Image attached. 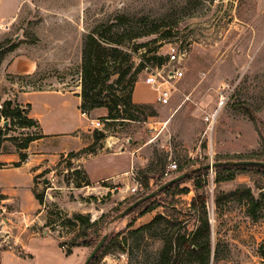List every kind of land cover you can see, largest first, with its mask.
<instances>
[{"label":"rangeland","instance_id":"1","mask_svg":"<svg viewBox=\"0 0 264 264\" xmlns=\"http://www.w3.org/2000/svg\"><path fill=\"white\" fill-rule=\"evenodd\" d=\"M10 13L16 17L8 24L0 17L1 49L6 51L15 43L18 53L36 54L35 86L68 93L43 92L33 99L37 110L59 113L53 119L48 115L46 126L51 127L45 128V134L51 136L38 145L39 150L58 154L56 162L35 177L33 190L42 197L35 230L40 235L45 230L49 236L28 244L35 260L24 257L18 247L1 243L0 252L13 250L0 257L3 264H84L104 235L105 242L118 235L121 245L112 248L98 264H158L165 235L172 230L176 235H188L197 225L190 210L193 180L185 177L179 181L181 187L190 189L188 194L173 197L159 192L158 206L151 212L141 216L144 205L140 204L113 220L116 215L161 183L184 172L191 175L197 167L215 162L216 157L264 159V0H0V16ZM104 23L115 25L105 33V39L139 35L124 48L130 57L122 69L133 65L125 81L140 62L143 66L160 63L170 44L184 50L186 58L183 77L168 105L155 101L154 91L144 83L142 69L136 73L141 84L134 96L152 102L136 103L146 106L133 112L140 120H104L107 109H94L86 116L103 123L97 129L81 117L75 94L81 92L86 38ZM117 77L113 74L109 82L119 90L123 84L115 83ZM20 78L26 80L25 76ZM222 95L226 104L212 126L205 118L218 110ZM10 121L0 118V133L23 141L25 132L13 123L9 125ZM4 122H8L7 130ZM85 125L87 133L77 129L67 134ZM83 144L61 153L63 148ZM4 148L11 150L12 144ZM170 161H176L178 169L166 178L163 172ZM20 172L25 175L26 169ZM7 173L0 170V182L7 180ZM204 173L211 240L208 264H264V204L254 218L245 200H222L219 207L214 203L218 192L243 187L264 200V169L239 173L218 186L213 168ZM111 175L114 179L91 182ZM14 194L22 207L35 206L23 190L17 188ZM78 213L91 222L101 215L104 218L84 232L74 219ZM159 213L168 222L145 227ZM11 217L17 224L15 216ZM15 226L7 227L11 237L19 229ZM86 239L91 244L83 246ZM73 241L77 245H72ZM68 249L71 254L66 256ZM169 264L203 263L183 252Z\"/></svg>","mask_w":264,"mask_h":264},{"label":"trees","instance_id":"2","mask_svg":"<svg viewBox=\"0 0 264 264\" xmlns=\"http://www.w3.org/2000/svg\"><path fill=\"white\" fill-rule=\"evenodd\" d=\"M115 25L112 23H104L99 25L91 34L86 38L84 49H83V60L81 67V92L78 94L80 97V110L82 113L91 112L94 109L106 108L108 116L104 120H117V119H128V120H140L135 119V111H139L144 105H138L133 102L132 94L137 82L136 73L143 69V64L140 62L136 67V72L133 73L127 81L125 78L131 71L133 65H128L124 69L122 66L130 57L128 50L124 49L125 46L131 42L132 38L138 37H127L124 40H110L105 39L104 35L110 32ZM100 37V39L98 37ZM110 44L105 46L102 42ZM4 42H0V64L7 52L12 51L16 48V44L10 45L6 51L2 50ZM113 74H117L118 77L115 80L116 84H123L121 89L114 88L113 83H110V79ZM133 88V90H132ZM29 105L22 107L11 100L3 102L0 110V118L10 119L9 125L12 123L16 125V128H26L30 126H36V122L28 117ZM5 129H8V126ZM1 130V129H0ZM39 138V137H36ZM35 139L32 136L26 137L23 141L16 137H6L0 133V151L2 143L5 140H10L17 150L25 149L28 143ZM26 155L19 151V162L13 163V166H19L24 161ZM227 160H246L239 155L230 156H219L214 159L215 162L227 161ZM251 160V159H247ZM257 161H264V159L257 158ZM0 163V168L2 167ZM179 172H183L179 168ZM215 171L214 183L218 186L221 182L231 181L239 173H244L248 170L264 169L262 166H229V165H216L213 167ZM196 170L191 175L188 174L186 178L193 180V190L195 191L194 196L190 201V210L195 216L196 226L192 233L185 235H176L175 231L168 232L164 237L163 248L160 253V259L158 264H169L172 258L180 256L183 252L190 253L194 257L202 262L208 264V260L211 253V240H210V221L207 215L206 201L207 196L205 194L206 186V175L204 171ZM86 183L85 185H89ZM161 183L160 185H162ZM190 189L188 187H181L179 182L172 183L164 188L160 193H170L173 197L176 195L188 194ZM36 199L42 204V197L34 193ZM157 196L142 203L144 205L143 210L140 211V215H144L151 212L158 206ZM264 198V194L261 195ZM238 199L245 200L248 204L249 212L252 217H257V211L264 204V200L256 198L251 189L248 187L237 188L228 193L218 192L214 203L217 207L220 206L222 200ZM104 215H101L97 220L91 222L90 218L83 214H75L74 219L80 223V227L84 232L90 228L97 226ZM168 222L166 217L161 213L157 214L145 227H150L155 223ZM83 246H88L91 241L86 239L81 243ZM72 245H77L75 241ZM121 240L118 235L111 236L97 252V254L91 259L89 264H98L101 259L109 254L112 248L119 247ZM71 254V250L66 251V256Z\"/></svg>","mask_w":264,"mask_h":264},{"label":"crops","instance_id":"3","mask_svg":"<svg viewBox=\"0 0 264 264\" xmlns=\"http://www.w3.org/2000/svg\"><path fill=\"white\" fill-rule=\"evenodd\" d=\"M1 18L4 20V24H8L12 21L16 15L10 13L8 15H1ZM17 48V47H16ZM14 48L12 51L7 52L0 64V109L2 104L6 100H11L14 103L19 104L22 107H27L29 105L28 117L36 122V126H30L26 128H18L19 130L25 132L23 135L24 138L28 136H32L35 139L28 143L27 148L19 150L20 152L26 155L24 161L20 163L19 166H13V163L19 162V151L15 147V145L10 140H5L2 143L1 151H0V163H2V167L0 170H7L5 182H0V205H5L7 209V217H10L9 220H12L11 216H15L17 219V224L15 227H19L17 233H14L11 237L9 233L8 242L20 249L21 254L25 255L24 257H28L29 260H35V255L33 250H28V244L31 245L33 242H42L46 236L49 234L44 230L42 235L39 234L38 230L35 228L39 224V208L41 207L39 201L36 199L34 195V186H35V177L38 176L43 170L50 168V165H53L56 162L58 154L55 152L48 153L45 150H39L38 145L39 142L45 141L51 134H45V128L51 127L46 126L49 123H46V119L58 118L59 113H53L49 110H37L34 106V96L43 93V92H62L68 93V91H60V90H51V89H39L37 88V72L39 66L38 56L33 53H29V55H22L18 53V51ZM20 76H25L26 80L24 81ZM14 79V80H11ZM141 83H136L132 99L134 103H147L152 102V100H144V99H136L134 96L136 87ZM77 95V100L80 106V97ZM47 108V107H46ZM53 114V115H52ZM49 115V116H48ZM81 117L83 116L80 111ZM48 116V117H47ZM88 120V118H87ZM56 120H51L52 123ZM5 123V122H4ZM7 123V122H6ZM80 129L81 132L87 133V125L82 127L73 128L67 131V134L72 133L73 131ZM11 132H14L11 130ZM15 133V132H14ZM64 134V133H62ZM66 135V134H65ZM6 137H10L11 135H4ZM39 137V138H36ZM78 138V137H76ZM12 144L11 150H4L5 144ZM49 143V141H48ZM68 147V146H66ZM84 147L78 146L76 148H63L61 153L66 151H73L78 148ZM26 169V174L22 175L20 170ZM26 177V178H25ZM113 176H103L99 179L91 180L92 183H95L99 180H109L112 179ZM114 179V178H113ZM23 190L25 193L29 194L33 199L35 206L30 209H26L22 207L21 201L14 191ZM9 207V209H8ZM39 213V214H37ZM38 221V222H37ZM25 224V225H24ZM10 225V224H9ZM13 250H3L0 252V257L9 253ZM12 253V252H11ZM16 253V252H15ZM18 255V254H17ZM16 256V255H15ZM19 256H21L19 254ZM23 257V256H22ZM20 258V257H19ZM17 260V259H16ZM20 260V259H19ZM17 260V263L20 261ZM0 264H3L0 258Z\"/></svg>","mask_w":264,"mask_h":264},{"label":"built area","instance_id":"4","mask_svg":"<svg viewBox=\"0 0 264 264\" xmlns=\"http://www.w3.org/2000/svg\"><path fill=\"white\" fill-rule=\"evenodd\" d=\"M186 58L185 51H180L178 47L170 44L168 47V52L166 57L160 63L145 64L143 67V72L145 73L144 83L149 85L155 93V101L159 105H168L176 91V84L183 77L182 64ZM226 104V97L221 96L218 102V110L209 113L205 120L214 125L219 110ZM86 116V113H82ZM90 125L93 128L100 129L103 123L98 119H88ZM212 161V159H211ZM211 163V162H210ZM178 164L176 161H170L167 169L163 172V176L166 178H171L172 173L177 171ZM7 209L5 205H0V244L7 243L9 238V231L7 227L9 224H15L14 220H9L7 217ZM25 225V224H24ZM11 247V246H9Z\"/></svg>","mask_w":264,"mask_h":264},{"label":"water","instance_id":"5","mask_svg":"<svg viewBox=\"0 0 264 264\" xmlns=\"http://www.w3.org/2000/svg\"><path fill=\"white\" fill-rule=\"evenodd\" d=\"M5 124L7 125L8 122ZM216 165H229V166H250V165H255V166H262L264 167V161H257V160H227V161H218V162H211L208 163L206 165H204L203 167H197L196 170H200L201 168H213ZM189 174V172H184L176 177H174L173 179L167 181L166 183H163L162 185H160L158 187V189L151 191L150 193L144 195L143 197L137 199L136 201H134L132 204H130L127 208H125L122 212H120L118 215H116L113 220L119 219L124 217L129 211H131L132 209H134L135 207H137L138 205L152 199L153 197H155L157 195V193L161 192L164 188H166L168 185L175 183V182H179L180 180L184 179L187 175ZM107 238V235H104L101 240L97 243V245L94 247V249L92 250V252L90 253V255L87 257L86 261L84 262V264H89V262L91 261V259L97 254V252L102 248V246L105 243V240Z\"/></svg>","mask_w":264,"mask_h":264}]
</instances>
